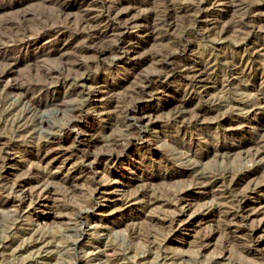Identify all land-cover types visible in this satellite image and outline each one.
<instances>
[{"label":"rangeland","instance_id":"obj_1","mask_svg":"<svg viewBox=\"0 0 264 264\" xmlns=\"http://www.w3.org/2000/svg\"><path fill=\"white\" fill-rule=\"evenodd\" d=\"M0 264H264V0H0Z\"/></svg>","mask_w":264,"mask_h":264},{"label":"bare ground","instance_id":"obj_2","mask_svg":"<svg viewBox=\"0 0 264 264\" xmlns=\"http://www.w3.org/2000/svg\"><path fill=\"white\" fill-rule=\"evenodd\" d=\"M86 18V17H85ZM166 25V24H165ZM15 85H17V84H15ZM79 141V140H78ZM50 172V171H49ZM48 175V174H47ZM44 177V176H43ZM50 179V178H49ZM48 180V179H47ZM51 182V181H50ZM40 183V182H39ZM45 183V182H44ZM48 182H46V184H47ZM41 184H43V183H41ZM49 185V184H48ZM41 188V187H40ZM46 189V188H45ZM52 189V188H51ZM39 190H41V189H39ZM37 191V190H36ZM23 193V192H22ZM52 193V192H51ZM26 194H27V192H26ZM21 195V194H20ZM37 195V194H36ZM23 196V195H22ZM49 195L48 194H46V192L45 191H43V192H40V194L38 195V197H40V198H42L43 200L46 198L47 199V197H48ZM20 198V197H19ZM49 198V197H48ZM117 198V197H116ZM17 199V198H16ZM22 199V198H21ZM23 202V201H22ZM98 204H101L100 202H97V205ZM186 204V203H185Z\"/></svg>","mask_w":264,"mask_h":264}]
</instances>
